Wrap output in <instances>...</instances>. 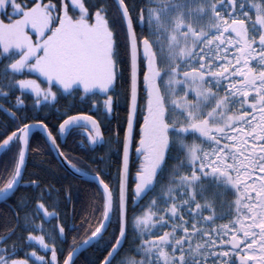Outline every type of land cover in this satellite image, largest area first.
<instances>
[{"label":"snow or ice","instance_id":"snow-or-ice-1","mask_svg":"<svg viewBox=\"0 0 264 264\" xmlns=\"http://www.w3.org/2000/svg\"><path fill=\"white\" fill-rule=\"evenodd\" d=\"M118 80L127 85V121L122 140L119 126L115 133L122 146L115 172L110 164L78 167L58 143L77 129L87 146L109 143L99 118L68 106L54 133L44 120L18 114L26 96L45 109L80 90L81 101L102 97L92 108L109 116L120 101ZM0 101L13 125L0 127V150L12 152L0 168V202L9 204L0 244L19 232L31 249L14 258L15 242L0 247V264H77L76 255L101 245L112 224L94 264H264V0L131 7L127 0H0ZM36 129L88 182L78 223L75 205L69 225L57 203L46 205L44 189L21 191L41 188L38 179L24 182L27 155L39 151L31 146ZM105 161L100 156L98 165Z\"/></svg>","mask_w":264,"mask_h":264},{"label":"trees","instance_id":"trees-1","mask_svg":"<svg viewBox=\"0 0 264 264\" xmlns=\"http://www.w3.org/2000/svg\"><path fill=\"white\" fill-rule=\"evenodd\" d=\"M110 4L111 0H107ZM127 3L131 7L132 5L140 6L145 3V0H127ZM109 15H112L110 12ZM143 29L139 24L136 25V31L139 34ZM119 45H120V53L122 65L125 66L128 63V56L125 54V42L124 35L118 34L117 36ZM141 81H142V72H141ZM127 85L122 81L118 80L117 85L114 90V94L120 97L119 104L115 111L109 115L105 116L103 111H97L92 108V100L100 99L102 102V97H90L87 100H80V90L74 94V96H68L61 98L59 103L54 108H33L32 107V97L26 96L25 103L27 105V109L24 112H19L20 115H27L30 118L42 119L44 120L50 128H52L55 133L58 129V122L60 120V112L65 111L68 106H71V114H75L78 111H83L85 113L93 115L95 118H99L102 123V131L104 133V137L109 141L107 144H103L100 146H87L86 138H82L80 135L81 130L77 129L73 131L70 135L62 136L58 138V143L62 151L66 153L68 157L72 159L74 163L77 164L78 167L87 169L92 168L95 169L97 166L104 167L107 170L108 165H111V170L115 172L116 168L119 166L122 146L121 144L116 142L115 133L117 131V126L120 129V140L123 137V129L126 126L127 120V102L125 98V88ZM18 94V93H17ZM143 93H141L140 104L141 107L143 105ZM11 102L14 103L15 96L10 98ZM0 103H4L5 107L8 106V102L0 101ZM59 109V112H57ZM142 118V114L138 111L137 113V122L135 124L134 135H133V144L136 142L138 138V126L140 120ZM26 122H32L31 120ZM7 124L9 127H12L11 118L8 117L5 113L0 110V127ZM82 139L85 140V143H81ZM32 148H38L39 151L32 152L31 150L28 153L26 167L24 169V182H29L32 179H38L41 185V188L33 190L32 188H22L21 191L25 192L29 195L35 193H39L41 189H44L49 194L46 195L44 202L46 205H51L53 203H57L58 210L60 211L62 218H64L65 223L71 225L72 218L71 213L73 210V206L75 205L77 216L76 222H79V216L85 211V200H86V189L88 187V182L86 180H82L72 176L67 173L56 161L54 158L44 136L40 132H35L32 135L31 141ZM15 151V149H13ZM106 156V161L104 165H98V158L100 156ZM12 156L11 151H5L0 156V168H2L5 163L10 162ZM138 161L133 154L131 156L130 163V175L129 180L132 182L131 178L134 175V168ZM70 188L72 200L68 201L66 199L67 190ZM20 195V193H17ZM149 196L144 197L141 201V204H146ZM16 197L10 198L9 203L15 201ZM8 203L0 202V236H4L5 233V224L8 222L6 217L8 214ZM133 205L131 201H129V217L133 214ZM137 210H139V206H136ZM67 212L69 215L64 217V213ZM115 219V218H114ZM39 223V221H37ZM54 224L55 221H52ZM117 226L115 224L109 225L107 232L104 233V240L101 242V245H97L95 247H90L87 250L83 251L81 255L76 259L77 264H94L97 260V257H101V252L97 251V248H102L103 243L106 242L109 238V235L116 230ZM131 225H129V241L124 244V249L129 247V243L131 242ZM21 233L17 232L15 235H12L9 239L5 241V243L0 244V247H9L11 248L12 244L15 242L17 245V251L14 258H26L25 253L30 251L31 249L24 246L22 240ZM68 243H71V234L68 237ZM110 246V245H109ZM65 250H67L68 244L66 243L64 246ZM42 254V253H41ZM106 254V253H105ZM50 255V254H49ZM102 258V257H101Z\"/></svg>","mask_w":264,"mask_h":264},{"label":"water","instance_id":"water-1","mask_svg":"<svg viewBox=\"0 0 264 264\" xmlns=\"http://www.w3.org/2000/svg\"><path fill=\"white\" fill-rule=\"evenodd\" d=\"M1 111H2V110H1ZM2 112L5 113L4 111H2ZM5 114H6V113H5ZM6 115H7V114H6ZM134 127H135V125H134ZM125 128H126V127H125ZM37 131L40 132L38 129H36V130L33 131V134H34L35 132H37ZM33 134H32V135H33ZM41 134H42V133H41ZM42 135H43V134H42ZM45 139H46V138H45ZM48 145H49V144H48ZM49 148H50V150H51L53 156L55 157L56 161L59 163V165H60V166L66 171V172H68L69 174H71L72 176H74V177H76V178H79V177L73 172V170H72L71 168L68 167V165L64 162L63 158L57 155L56 151L53 150V149L51 148L50 145H49ZM131 151H132V143H131V146H130V157H131ZM4 152H5V151L0 150V156H1ZM27 156H28V155H27ZM26 161H27V159H26ZM79 179H82V178H79ZM82 180H84V179H82ZM133 180H134V177H133ZM83 251H85V250H82L79 254H77L76 257H75V259H77V258L79 257V255H80Z\"/></svg>","mask_w":264,"mask_h":264},{"label":"flooded vegetation","instance_id":"flooded-vegetation-1","mask_svg":"<svg viewBox=\"0 0 264 264\" xmlns=\"http://www.w3.org/2000/svg\"><path fill=\"white\" fill-rule=\"evenodd\" d=\"M142 119H143V117L141 118L140 123H142ZM138 133H139V126H138ZM138 140H139V135H138V138H137L136 142H134L133 147H132V155L134 154L135 155V158H136L135 148H136V144H137ZM136 160H137V158H136ZM137 166H138V163L136 164V167ZM134 171H136V168H134ZM134 175H135V173H134Z\"/></svg>","mask_w":264,"mask_h":264}]
</instances>
